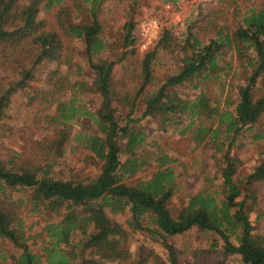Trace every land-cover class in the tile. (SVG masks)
Returning <instances> with one entry per match:
<instances>
[{
  "label": "trees",
  "instance_id": "16d2710c",
  "mask_svg": "<svg viewBox=\"0 0 264 264\" xmlns=\"http://www.w3.org/2000/svg\"><path fill=\"white\" fill-rule=\"evenodd\" d=\"M137 1L24 0L15 27L5 28L2 22L18 1L0 0V119L12 96L28 88L33 89L26 92L29 101L36 94L55 109L47 117L49 134L20 151L0 153V243L12 248L10 255L0 250V264H123L129 256L125 227L160 240L165 264H211L198 251L189 262L170 241L193 228L217 236L223 254L238 255L244 264H264V233L254 231L264 217L258 204L264 199L258 189L264 184V156L237 180L230 164L234 158L226 157L220 182L201 175L204 187L181 195L186 163L169 153L168 137L150 140L143 126L155 120L160 134L171 128L195 146L212 144L215 150L230 147L247 132L250 141L264 139V129L256 127L264 112V5L207 41L190 31L179 38L162 28L142 55L140 86H128L136 89L133 95L132 88H117L113 74L137 37ZM160 1L175 5L179 0ZM107 4H121L127 19L120 24L105 19ZM229 49L238 60L236 69L246 71L235 97H226L221 108L204 89L193 97L181 91L232 70L224 59ZM42 63L52 67L35 87L31 81L42 73ZM83 63L88 76L77 79ZM69 143L97 164L95 173L62 177L59 168ZM176 195L178 205L171 212ZM22 209L41 214L43 226L30 233ZM121 213L128 214L125 226L116 218ZM152 264L163 263L155 259Z\"/></svg>",
  "mask_w": 264,
  "mask_h": 264
},
{
  "label": "rangeland",
  "instance_id": "374dc122",
  "mask_svg": "<svg viewBox=\"0 0 264 264\" xmlns=\"http://www.w3.org/2000/svg\"><path fill=\"white\" fill-rule=\"evenodd\" d=\"M18 3L5 16L2 25L5 28L15 27L18 21V15L24 0H17ZM264 5V0H179L175 5L164 4L160 0H138L134 8V17L137 23L145 17H153L160 22V30L168 27L179 38H183L187 32H192L199 40L207 41L214 38L220 29L223 32H230L236 26L237 21L242 15H245L250 9ZM103 15L105 19L115 20L117 24L122 23L127 19L124 13V7L121 4H107ZM137 33V24L135 26ZM160 33V32H159ZM153 44L150 46L152 47ZM77 49L82 48V42H76ZM149 47V48H150ZM126 55L116 65L114 70V82L117 88L122 91L128 86L134 88L140 86L142 79L139 76L141 67V59L143 51L137 48H127ZM122 49L116 42V57H120ZM224 59L233 68L232 70L225 69L220 75V79H209L200 81L199 87H192L193 83L186 85L181 91L189 97H193L200 89H204L211 101L213 99L218 102V107H223V100L226 97H235L236 84L245 80L246 71L243 68L236 69L237 58L232 49L226 51ZM42 63L39 69L42 73H37L31 81V85L41 87L42 82L47 78V73L51 67L45 66ZM54 67V66H53ZM83 71L77 79L88 76L86 64L83 63ZM125 75L127 80H125ZM234 75V76H233ZM86 79V78H85ZM233 81V84H230ZM132 88L131 94L136 93V89ZM146 90H151V86H147ZM32 92L33 89L28 88L24 92H17L11 98V102L5 111V114L0 119V134L1 144L0 153L5 156L8 151H20L25 143L36 141L45 137L50 133V125L48 124V116L55 113L54 106H47L44 100H41L36 94L29 101L26 92ZM145 91V90H144ZM138 96V107L142 108L141 99L143 93ZM230 97V98H231ZM220 101V104H219ZM124 110V109H123ZM157 121L143 122L145 130L149 133V139L153 137L165 138L171 143L173 149L169 150L172 157L178 158L179 161L186 163V173L184 172V186L179 193L184 195L190 191H196L199 187H204L205 181L201 180V175H207L214 184L221 181V169L227 165L224 160L226 157L234 158L230 164L234 166L235 174L233 179L245 178L247 173H250L252 167L257 164L264 156V139L250 141V133H245L244 137L238 138L230 147H224L222 150H215L214 145L210 144L206 148H202V144L195 146L189 136H179L177 130L171 128L166 133L160 134L156 129ZM257 129H264V112L260 115L257 123ZM76 129V127H75ZM160 135V136H159ZM64 163L61 164L59 172L62 177L80 178L86 175H92L97 171V164L90 157H86L85 151L75 149L72 143L65 146L63 151ZM175 163V162H174ZM175 165V164H174ZM216 175V177H214ZM259 193L264 198V184L258 183ZM179 195H176L169 203V209L173 212L174 207L178 205ZM258 204L264 208V199ZM20 214L26 220L29 227V232L33 233L35 229H40L44 222L41 214L28 212L27 209L20 210ZM127 213L116 215L117 220L125 226ZM115 218V219H116ZM253 219V216L251 215ZM145 218V222H147ZM127 231L128 242L126 246L129 250V256L123 264H152L155 259H159L165 264L166 249L160 240L152 238L146 231L129 230ZM256 233H264V217L256 224L254 229ZM176 246L184 250L189 262H192V253L198 251L205 254L211 264H244L238 255L223 254L221 241L217 236H212L205 231H198L193 228L187 233L177 235L170 239ZM0 250L12 253V248L0 243Z\"/></svg>",
  "mask_w": 264,
  "mask_h": 264
},
{
  "label": "built area",
  "instance_id": "2783aa9c",
  "mask_svg": "<svg viewBox=\"0 0 264 264\" xmlns=\"http://www.w3.org/2000/svg\"><path fill=\"white\" fill-rule=\"evenodd\" d=\"M160 22L153 17H145L137 23L136 40L133 48L146 51L154 44L160 32Z\"/></svg>",
  "mask_w": 264,
  "mask_h": 264
}]
</instances>
